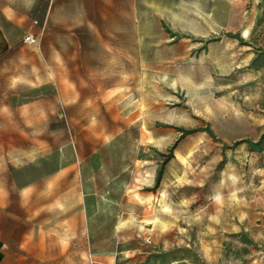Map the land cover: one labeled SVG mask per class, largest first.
I'll return each instance as SVG.
<instances>
[{
	"label": "rangeland",
	"instance_id": "obj_1",
	"mask_svg": "<svg viewBox=\"0 0 264 264\" xmlns=\"http://www.w3.org/2000/svg\"><path fill=\"white\" fill-rule=\"evenodd\" d=\"M0 264H264V0H0Z\"/></svg>",
	"mask_w": 264,
	"mask_h": 264
},
{
	"label": "built area",
	"instance_id": "obj_2",
	"mask_svg": "<svg viewBox=\"0 0 264 264\" xmlns=\"http://www.w3.org/2000/svg\"><path fill=\"white\" fill-rule=\"evenodd\" d=\"M35 22H37V20L35 21ZM35 35L33 34V33H28V34H26V36L24 37V41L26 42V43H33V42H35Z\"/></svg>",
	"mask_w": 264,
	"mask_h": 264
}]
</instances>
